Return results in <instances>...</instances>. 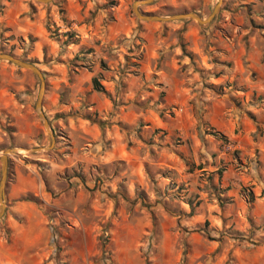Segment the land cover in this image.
<instances>
[{
  "label": "rangeland",
  "instance_id": "374dc122",
  "mask_svg": "<svg viewBox=\"0 0 264 264\" xmlns=\"http://www.w3.org/2000/svg\"><path fill=\"white\" fill-rule=\"evenodd\" d=\"M138 1L0 0V259L264 264V0Z\"/></svg>",
  "mask_w": 264,
  "mask_h": 264
},
{
  "label": "water",
  "instance_id": "95a60500",
  "mask_svg": "<svg viewBox=\"0 0 264 264\" xmlns=\"http://www.w3.org/2000/svg\"><path fill=\"white\" fill-rule=\"evenodd\" d=\"M35 1L42 2V3H48L51 0H35ZM153 1L154 0H141V1L134 3L133 9L135 11V14L144 20H153V21H169V20H179V19H183V18H188V19L195 20L199 25L209 24L213 20L214 16L216 15V13L219 10V3L221 2V0H218V3L214 7L212 13L209 16H207L206 18H201L199 15H197L196 13H193V12L179 13V14L171 15L169 17H162V16H158V15H154V14H141L137 11V9H136L137 5L149 4V3H152ZM0 60H4V61L10 62V63H13L19 67L28 69L34 75H36L39 78L40 86H39V92H38V97L36 100L35 108H36V111H37L39 117L43 120V125H44V127L48 133L50 140H52L53 136H52L51 130L48 126L47 121L43 118V115L41 112V101H42V95H43V91H44V81H43V77H42L41 72L32 64L25 62V61H22V60L14 57L13 55H11L9 53H1L0 52ZM13 152H15V149H6L3 151V153L0 157V162H1L0 218L2 217L4 210H5L4 190H5V183H6L7 155L10 153H13Z\"/></svg>",
  "mask_w": 264,
  "mask_h": 264
},
{
  "label": "trees",
  "instance_id": "16d2710c",
  "mask_svg": "<svg viewBox=\"0 0 264 264\" xmlns=\"http://www.w3.org/2000/svg\"><path fill=\"white\" fill-rule=\"evenodd\" d=\"M70 34L71 33H68V32L65 33L66 39H65L63 44H68L69 43V39L68 38H70V36H71ZM0 52H1V50H0ZM91 81H92L93 89L95 91L104 92L103 87L100 85V83L98 82L96 77H93ZM220 138L223 139V141H226V138L223 135H220ZM220 173H221V171H218V174H220ZM189 205H190V208H191L189 214H191L192 211H193V205H191V202H189Z\"/></svg>",
  "mask_w": 264,
  "mask_h": 264
},
{
  "label": "crops",
  "instance_id": "0c3cea01",
  "mask_svg": "<svg viewBox=\"0 0 264 264\" xmlns=\"http://www.w3.org/2000/svg\"><path fill=\"white\" fill-rule=\"evenodd\" d=\"M7 252L10 254L11 253V247L8 246L7 247ZM5 259H0L2 264H14V262L12 261V257L10 255L4 257ZM5 262V263H4Z\"/></svg>",
  "mask_w": 264,
  "mask_h": 264
},
{
  "label": "bare ground",
  "instance_id": "6f19581e",
  "mask_svg": "<svg viewBox=\"0 0 264 264\" xmlns=\"http://www.w3.org/2000/svg\"><path fill=\"white\" fill-rule=\"evenodd\" d=\"M21 151V150H20Z\"/></svg>",
  "mask_w": 264,
  "mask_h": 264
}]
</instances>
